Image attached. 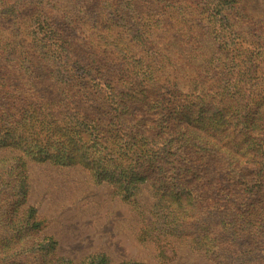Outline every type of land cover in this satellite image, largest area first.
Returning <instances> with one entry per match:
<instances>
[{
  "label": "trees",
  "instance_id": "obj_1",
  "mask_svg": "<svg viewBox=\"0 0 264 264\" xmlns=\"http://www.w3.org/2000/svg\"><path fill=\"white\" fill-rule=\"evenodd\" d=\"M259 23L241 0H0V143L84 164L126 199L149 183L154 209L176 204L180 236L189 232L197 250L223 264H264ZM163 36H177L167 54L157 48ZM19 179L7 219L20 222L17 241L42 224L35 207L19 212ZM173 229L145 227L161 257ZM56 245L43 237L33 249L73 264L55 257ZM2 253L0 264H15ZM85 264L113 263L95 253Z\"/></svg>",
  "mask_w": 264,
  "mask_h": 264
},
{
  "label": "rangeland",
  "instance_id": "obj_2",
  "mask_svg": "<svg viewBox=\"0 0 264 264\" xmlns=\"http://www.w3.org/2000/svg\"><path fill=\"white\" fill-rule=\"evenodd\" d=\"M241 3L253 23L263 22L256 27L264 28V0H241ZM89 29L90 26H86V32ZM76 35L83 37L79 30ZM165 37L157 47L163 54L173 49L177 36ZM26 39L27 44L29 41ZM260 67L264 72V60ZM19 144L22 143H0V247L2 254H13L15 264H48L47 258V261L40 258L33 249V244L43 237H52L57 242L53 252L55 257L69 259L73 264H85L86 259L95 253H104L113 264L123 261L223 264L210 256L212 251L207 252L206 248L197 250L189 232L180 236L183 227L176 223L180 217L171 209L176 208V204L168 202L169 210L154 209L157 202L149 183L138 184L133 197L126 199L119 187H113L108 180L97 179L90 167L78 162L55 164L37 157L35 150ZM22 176L25 177L26 194L19 212L27 206L35 207L36 219L42 224L36 231L21 233L17 241L20 222L7 219L12 218L9 210L14 203L21 200L17 198L15 188ZM19 212H16L17 216ZM147 224L153 225L154 229L177 230L173 229V236L165 238V257L159 256L161 249L155 237L156 231L145 230ZM145 234L154 237L145 238ZM161 237L163 235L158 236L159 239ZM28 247L29 252L25 251ZM53 262L49 264H55Z\"/></svg>",
  "mask_w": 264,
  "mask_h": 264
}]
</instances>
